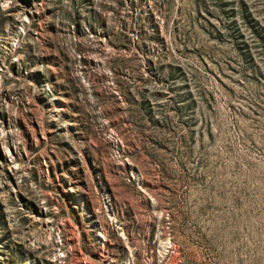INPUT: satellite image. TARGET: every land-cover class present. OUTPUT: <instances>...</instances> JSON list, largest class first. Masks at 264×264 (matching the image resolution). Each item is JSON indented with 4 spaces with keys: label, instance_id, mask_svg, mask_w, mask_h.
<instances>
[{
    "label": "rangeland",
    "instance_id": "rangeland-1",
    "mask_svg": "<svg viewBox=\"0 0 264 264\" xmlns=\"http://www.w3.org/2000/svg\"><path fill=\"white\" fill-rule=\"evenodd\" d=\"M0 264H264V0H0Z\"/></svg>",
    "mask_w": 264,
    "mask_h": 264
},
{
    "label": "trees",
    "instance_id": "trees-1",
    "mask_svg": "<svg viewBox=\"0 0 264 264\" xmlns=\"http://www.w3.org/2000/svg\"><path fill=\"white\" fill-rule=\"evenodd\" d=\"M139 29H140V27H139Z\"/></svg>",
    "mask_w": 264,
    "mask_h": 264
}]
</instances>
